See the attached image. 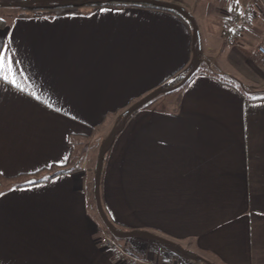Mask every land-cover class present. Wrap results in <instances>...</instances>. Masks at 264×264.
<instances>
[{"label": "crops", "instance_id": "0c3cea01", "mask_svg": "<svg viewBox=\"0 0 264 264\" xmlns=\"http://www.w3.org/2000/svg\"><path fill=\"white\" fill-rule=\"evenodd\" d=\"M24 1L54 3H0ZM221 1L215 13L223 28L228 7L247 0ZM191 35L177 16L137 7L15 16L0 28L14 81L0 78V179L8 178L0 190V264H123L99 244L110 234L92 189L98 155L128 104L193 58L198 65ZM258 45L260 18L232 45L203 31L198 51L215 60L213 69L197 67L113 140L100 196L113 223L143 232L116 241L129 255L157 264H264V100L253 101L264 98ZM104 124L101 138L95 131Z\"/></svg>", "mask_w": 264, "mask_h": 264}, {"label": "trees", "instance_id": "16d2710c", "mask_svg": "<svg viewBox=\"0 0 264 264\" xmlns=\"http://www.w3.org/2000/svg\"><path fill=\"white\" fill-rule=\"evenodd\" d=\"M92 1L93 0H68L65 2L46 3L43 5L34 4L31 2L24 1V2H21L19 4L1 3V6L17 7V9L19 10L17 17H56V16H61V15L76 14V13H79L83 9H92L93 10V9H97V8H101V7H107V6H109V7H137V8L151 9V10L164 11V12L171 13V14L177 16L178 18H180L181 20H183L191 30L190 23L183 16H181L179 13H177L175 10H171V9H167V8H161V7H155V6H149V5L124 4V3H115V2L100 3L99 4V3H93ZM6 24H7V22L5 20L0 19V28H4L6 26ZM198 50H199L198 49V42H197V40H195L194 42H192V55H194V57L196 56ZM194 61H195V59L193 58L192 63ZM184 68H185V66H184ZM184 68H181L180 70H178L177 72L172 74L168 78V80H166L162 85L158 86V88H154V89L150 90L149 92L140 96L134 103H132L130 105L128 104V106L125 107V111L122 114V118H124L125 112L129 107H131L133 104L145 99L147 96H149L150 94L155 92L157 89H167L168 90L167 92H170L172 87H174L176 85H179V87H180V86H183L184 84H186L191 79L194 72L191 73V75H189V76H186L187 73L186 74H180ZM182 81H184V82L182 84H180ZM159 95L153 96L150 99L146 100L139 108H137L132 114H130L125 119L124 125L132 115H134L139 109L147 107ZM261 100H264V98H256L253 101H261ZM123 126L120 125V127L112 134L114 139L117 136V134L121 131ZM109 149H110V147L102 148V150H106L104 156L108 153ZM66 172L67 171H63V170L57 171L53 176L60 174V173H66ZM102 172H103V167H102L101 175H102ZM94 173H95V171H94ZM1 178L4 180H8V178H4L2 176H1ZM100 185H101V177H100ZM92 189L94 190V186L92 187ZM100 198H101V196H100ZM101 204H102V202H101ZM102 208H103L106 216L108 217L103 205H102ZM108 219L116 231H119V232L123 231V228L118 227L115 223L112 222V220L109 217H108ZM104 227H105V225H104ZM106 230L108 231L107 228H106ZM109 234H111V233L109 232ZM174 247L177 251L181 252L184 255L192 257L198 261H204L202 258L197 257L195 255H192L190 252L184 250L179 245H174Z\"/></svg>", "mask_w": 264, "mask_h": 264}, {"label": "rangeland", "instance_id": "374dc122", "mask_svg": "<svg viewBox=\"0 0 264 264\" xmlns=\"http://www.w3.org/2000/svg\"><path fill=\"white\" fill-rule=\"evenodd\" d=\"M51 1L62 2L65 0H51ZM170 1L172 2L170 4H173V5L177 4L176 0H170ZM220 1L221 0H190V2L192 4L196 5V8H195V10L188 9L186 12L196 22V25L198 28V40H197L198 43H199L201 36L203 35V31L205 32L208 39L211 40L213 43L220 44V42L222 41V37H221L220 33H221V29H223V28H222L221 23L219 21L218 15L215 13L216 8L222 5L223 1H221V2ZM166 3H168V2H166ZM18 12H19V10L17 9V7L0 6V19L5 20L7 22L12 17L17 16ZM196 14L199 16V19H200V20L198 19V22L195 19V17H193ZM196 61L198 62V65L192 63V64L186 66L183 69V71H181L180 74H186L187 73V75H188L189 73H193L197 69V67H198V71H211L210 67L213 69V65H215L214 59H212L211 57L202 58V55L199 53V51H197V54H196ZM177 88H179V85L175 89H177ZM173 90L174 89H171V91H173ZM163 94H165V93H161L160 96H162ZM107 126H108V124L102 125L101 128L96 129L95 133L100 134V136L102 134L101 138H103L104 136H106V134L104 133L103 130H105V128H107ZM96 138H97V135H96ZM111 138H112V136H111ZM111 138L109 139L108 143L104 147H108ZM95 140H97V139H95ZM97 142H98V140L96 141L95 144H97ZM5 183L6 182L4 180L0 179V190L3 188L2 185H4ZM122 232H124V231H122ZM110 238L115 240V241L121 242V243L125 240L124 238H115L111 234H110Z\"/></svg>", "mask_w": 264, "mask_h": 264}, {"label": "built area", "instance_id": "2783aa9c", "mask_svg": "<svg viewBox=\"0 0 264 264\" xmlns=\"http://www.w3.org/2000/svg\"><path fill=\"white\" fill-rule=\"evenodd\" d=\"M257 18L264 21V0H247L242 6L230 5L225 12V25L220 33L221 37L227 44H235L246 25ZM255 52L256 62L264 68V45H258ZM99 244L115 250L123 264H157L151 257L140 259L129 255L111 238H100Z\"/></svg>", "mask_w": 264, "mask_h": 264}, {"label": "water", "instance_id": "95a60500", "mask_svg": "<svg viewBox=\"0 0 264 264\" xmlns=\"http://www.w3.org/2000/svg\"><path fill=\"white\" fill-rule=\"evenodd\" d=\"M93 3H111V2H115V3H124V4H136V5H149V6H155V7H161V8H167V9H171V10H175L177 13H179L181 16H183L191 25V39L192 42H194L195 40H198V28L196 25L195 20L186 12V10H184V8L177 6V5H173L170 3H166L163 1H159V0H93ZM75 5V4H74ZM1 6V3H0ZM191 75V73H189L187 76ZM184 81H182L180 84H182ZM177 86L171 88V89H175ZM167 89H157L155 92H153L152 94H150L149 96H147L145 99L133 104L131 107H129L126 112H125V116L122 120L121 126L124 125L125 119L132 114L137 108H139L146 100L150 99L153 96H157L161 93H165L167 92ZM114 138L112 136L110 143L108 145V147H110V145L112 144ZM106 150H102L100 151L99 155H98V159H97V164H96V169H95V174H94V200H95V205H96V210L98 213V216L100 218V220L102 221V223L105 225V227L108 229V231L111 233L112 236H114L115 238H130V237H137L142 235L143 232H139L136 230L133 231H128V232H119L116 231L114 229V227L111 225L108 217L106 216L103 208H102V204H101V198H100V177H101V171H102V165H103V160H104V154H105ZM149 237H151L154 240L163 242V243H169L167 240L157 236V235H153V234H148Z\"/></svg>", "mask_w": 264, "mask_h": 264}, {"label": "snow or ice", "instance_id": "6c2138e0", "mask_svg": "<svg viewBox=\"0 0 264 264\" xmlns=\"http://www.w3.org/2000/svg\"><path fill=\"white\" fill-rule=\"evenodd\" d=\"M231 10L232 9L230 7L229 11ZM8 49H9V43L5 42L3 44V51H0V78H2L7 82L14 83V81L9 79V75H8V73L11 71V65L8 60Z\"/></svg>", "mask_w": 264, "mask_h": 264}]
</instances>
